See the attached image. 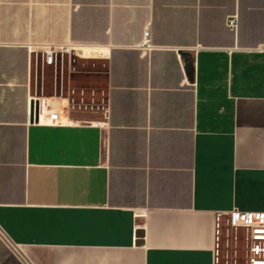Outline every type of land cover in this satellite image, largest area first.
Instances as JSON below:
<instances>
[{
	"label": "crops",
	"instance_id": "crops-1",
	"mask_svg": "<svg viewBox=\"0 0 264 264\" xmlns=\"http://www.w3.org/2000/svg\"><path fill=\"white\" fill-rule=\"evenodd\" d=\"M234 210L264 213V0H0V264H220Z\"/></svg>",
	"mask_w": 264,
	"mask_h": 264
},
{
	"label": "built area",
	"instance_id": "built-area-1",
	"mask_svg": "<svg viewBox=\"0 0 264 264\" xmlns=\"http://www.w3.org/2000/svg\"><path fill=\"white\" fill-rule=\"evenodd\" d=\"M238 15H230L227 19V26L232 30H238ZM138 48L142 52H149L157 48L152 42L151 28L148 26L144 32V37ZM79 47L73 45L46 46L41 51L45 60L52 63L58 53L76 52ZM230 221L234 227H247L250 230L251 249L249 251V264H264V213H248L234 210L230 213Z\"/></svg>",
	"mask_w": 264,
	"mask_h": 264
},
{
	"label": "rangeland",
	"instance_id": "rangeland-1",
	"mask_svg": "<svg viewBox=\"0 0 264 264\" xmlns=\"http://www.w3.org/2000/svg\"><path fill=\"white\" fill-rule=\"evenodd\" d=\"M249 235L247 227H234L228 216L218 242L220 264H247V255L252 245Z\"/></svg>",
	"mask_w": 264,
	"mask_h": 264
},
{
	"label": "water",
	"instance_id": "water-1",
	"mask_svg": "<svg viewBox=\"0 0 264 264\" xmlns=\"http://www.w3.org/2000/svg\"><path fill=\"white\" fill-rule=\"evenodd\" d=\"M32 111H33V119L37 118V116L39 115L40 112V105L38 102H33V106H32Z\"/></svg>",
	"mask_w": 264,
	"mask_h": 264
}]
</instances>
